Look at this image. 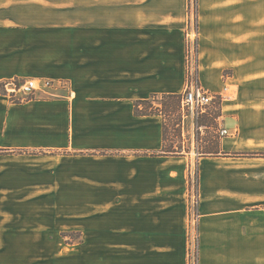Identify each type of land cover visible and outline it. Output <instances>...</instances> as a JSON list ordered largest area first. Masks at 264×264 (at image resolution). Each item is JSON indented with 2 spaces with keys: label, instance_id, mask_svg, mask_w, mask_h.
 Returning a JSON list of instances; mask_svg holds the SVG:
<instances>
[{
  "label": "crops",
  "instance_id": "1",
  "mask_svg": "<svg viewBox=\"0 0 264 264\" xmlns=\"http://www.w3.org/2000/svg\"><path fill=\"white\" fill-rule=\"evenodd\" d=\"M199 64L203 88L229 89L214 118L228 135L199 164L201 264H264V157L250 155L264 154V0H200ZM186 65L171 25L0 16V87L68 85L20 103L0 89V264L51 246L74 264H185L190 166L135 104L183 94Z\"/></svg>",
  "mask_w": 264,
  "mask_h": 264
},
{
  "label": "rangeland",
  "instance_id": "2",
  "mask_svg": "<svg viewBox=\"0 0 264 264\" xmlns=\"http://www.w3.org/2000/svg\"><path fill=\"white\" fill-rule=\"evenodd\" d=\"M4 15L15 17L19 25L87 21L97 24L124 22L171 25L175 28L177 37L183 38L185 42L187 69L188 66L195 67V77L200 83V0H0V16ZM229 75L228 72L224 74L225 78ZM213 95L217 96L214 105L198 119L191 116L184 118L181 105L176 100L173 102L166 100L164 106H160L167 131L165 150L182 151L190 166L187 241L184 248L185 264H201L202 260L199 231L201 218L199 164L204 158L203 154L218 151L220 133L214 118L219 115V104L224 99L222 95ZM260 209L264 213V204L260 206ZM239 224L240 221L237 218L238 238L240 236L238 234ZM70 234L63 235L65 242L67 244L77 242L78 234ZM57 250L58 248L53 246L47 248L19 247V259H25L27 253L28 261L27 259L21 260L22 262L19 261L18 264H74V258L66 257L65 261L57 259ZM239 250L240 247L237 246V253ZM46 252L51 255L48 256ZM64 254L68 256L69 250H64ZM238 255L237 264H241V258ZM60 256L63 257V255ZM42 259L45 263L41 262ZM82 259L78 261L79 264H83Z\"/></svg>",
  "mask_w": 264,
  "mask_h": 264
},
{
  "label": "built area",
  "instance_id": "3",
  "mask_svg": "<svg viewBox=\"0 0 264 264\" xmlns=\"http://www.w3.org/2000/svg\"><path fill=\"white\" fill-rule=\"evenodd\" d=\"M194 66H188L187 69V85L181 98V112L184 118L191 116L192 118H199L201 115L206 114L208 109L214 105L217 96L206 90L198 82L195 77ZM55 82L53 80H44L39 83L36 80H22L12 79L7 80L1 84L0 89L9 97L13 102L16 100H25L28 98H35L38 94L47 96L57 95V87L67 88L66 82ZM226 96L229 95L228 87H225ZM222 95V97H226ZM228 134L227 130H221L220 135ZM200 156V154H198Z\"/></svg>",
  "mask_w": 264,
  "mask_h": 264
},
{
  "label": "trees",
  "instance_id": "4",
  "mask_svg": "<svg viewBox=\"0 0 264 264\" xmlns=\"http://www.w3.org/2000/svg\"><path fill=\"white\" fill-rule=\"evenodd\" d=\"M197 54L199 53L198 52V46H197ZM198 62V60L196 61ZM181 98H182V95H153L151 96L150 99L148 100H143V101H139V102H136L135 104V114L138 115V116H153V115H158V116H162V112H161V109H160V106H164V101H178L181 105ZM33 98H28V99H25L23 101H29ZM23 101H15V103H20V102H23ZM158 101H161L160 103ZM167 105V104H166ZM163 133H164V141H165V146H164V152L167 153V154H170V155H182L184 154L182 151L180 152H177V151H174V150H168L166 151L165 148H166V142H167V131H166V128H165V123L163 122ZM219 144V143H218ZM207 154H219V151L215 152V153H207ZM205 154V155H207ZM204 154L202 156H205ZM251 156H259V157H264V154H250ZM70 233H66V235H68ZM72 234H78V241L77 242H73V243H70V244H75V243H82L83 242V237H82V234L81 233H76V232H73L71 233L70 235Z\"/></svg>",
  "mask_w": 264,
  "mask_h": 264
}]
</instances>
